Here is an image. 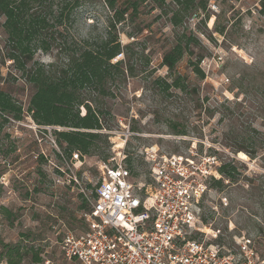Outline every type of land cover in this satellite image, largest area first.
Returning a JSON list of instances; mask_svg holds the SVG:
<instances>
[{"label": "rangeland", "instance_id": "obj_1", "mask_svg": "<svg viewBox=\"0 0 264 264\" xmlns=\"http://www.w3.org/2000/svg\"><path fill=\"white\" fill-rule=\"evenodd\" d=\"M28 1L25 10L38 19L35 31L14 33L0 14V90L20 108L18 118L10 115L0 127V264H7L4 244L16 243L25 250L20 264H36L34 252L40 260L73 264L64 258L60 241L68 230L85 228L81 213L86 209L80 205L83 199L88 203L82 191L90 194L100 164L123 147L133 158V172H147L140 152L153 145L166 155L193 151L197 159L209 157L213 168L220 162L235 166V179L220 175L222 187L204 198L207 221L202 223L209 231L207 237L197 236L231 252L244 237L264 257V15L259 0H206L205 9L188 11L172 0L161 5L115 0L117 7H129L114 30L123 46L114 61H122L124 75L110 85L112 95L83 92L100 111L103 128L96 130L100 136L89 154L74 152L70 158L53 133L62 127L36 124L29 98L41 83L56 80L79 40L105 36L113 10L109 0H79L72 21L66 22L64 13L58 27L61 0ZM177 39L186 51L168 69L162 56ZM198 60L204 79L193 70ZM177 77L180 85L165 89ZM126 128L132 134L124 144Z\"/></svg>", "mask_w": 264, "mask_h": 264}, {"label": "built area", "instance_id": "obj_2", "mask_svg": "<svg viewBox=\"0 0 264 264\" xmlns=\"http://www.w3.org/2000/svg\"><path fill=\"white\" fill-rule=\"evenodd\" d=\"M55 128V127H54ZM132 132L126 128L125 144ZM100 164V177L81 213L85 228L68 230L60 241L73 264H264L250 240L236 252L198 239L207 237L202 202L220 178L209 157L163 154L156 145L140 152L147 172L136 174L124 163L122 149ZM210 156V155H209ZM116 157L120 160L116 161ZM133 159V158H132ZM115 161V162H114ZM70 179H75L70 177ZM211 237H216L212 231ZM36 264H53L43 258Z\"/></svg>", "mask_w": 264, "mask_h": 264}, {"label": "trees", "instance_id": "obj_3", "mask_svg": "<svg viewBox=\"0 0 264 264\" xmlns=\"http://www.w3.org/2000/svg\"><path fill=\"white\" fill-rule=\"evenodd\" d=\"M179 10L205 9L206 0H172ZM28 0H0V14L3 15L7 26L14 33L22 29L35 31L38 23L37 16L25 10ZM161 5L165 0H157ZM61 6L55 16L56 25L59 27L66 13L65 20L72 21V12L79 5V0H61ZM113 15L108 19L105 36L99 39L84 38L76 43L71 50L67 65L59 72L56 80L41 83L39 88L33 92L28 102V112L32 120L40 126L62 127L53 129L56 141L64 149L67 157L78 153L80 157L90 153L100 133L96 130L103 128L99 118V110L93 108L83 96L85 90H94L103 96L112 95L110 85L115 79L124 75L121 60L114 59L123 52V46L115 34V25L124 20V15L129 7H117L115 0L108 1ZM259 13L264 15V0H259ZM176 15L172 18L176 22ZM207 17V16H206ZM222 33V31H220ZM186 51V46L179 39L162 56V64L168 69H173L176 63ZM194 72L199 78L204 79L205 73L199 66V60L192 63ZM180 85L179 77L171 83H165V89L170 86ZM20 108L15 106L10 97L0 90V127L8 116L19 117ZM127 167L133 168V159L127 156L125 159ZM220 175L230 180L235 179V166L230 162H220L217 166ZM212 187H222V177L213 179ZM80 196H82L80 194ZM80 208L88 209L83 199ZM203 222L207 220L203 218ZM30 251L32 247L28 248ZM25 253L24 246L19 243L4 244L5 261L7 264H20ZM32 260L40 261L37 252L33 253Z\"/></svg>", "mask_w": 264, "mask_h": 264}]
</instances>
